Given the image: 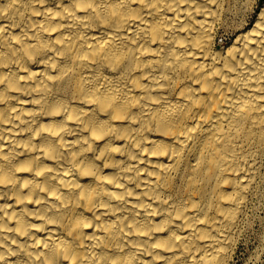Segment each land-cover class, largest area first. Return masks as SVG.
I'll return each mask as SVG.
<instances>
[{
	"label": "bare ground",
	"instance_id": "1",
	"mask_svg": "<svg viewBox=\"0 0 264 264\" xmlns=\"http://www.w3.org/2000/svg\"><path fill=\"white\" fill-rule=\"evenodd\" d=\"M235 4L0 0V264L234 262L264 201V2Z\"/></svg>",
	"mask_w": 264,
	"mask_h": 264
},
{
	"label": "rangeland",
	"instance_id": "2",
	"mask_svg": "<svg viewBox=\"0 0 264 264\" xmlns=\"http://www.w3.org/2000/svg\"><path fill=\"white\" fill-rule=\"evenodd\" d=\"M263 2L264 0H235V3H237L235 4L236 10H235V14L231 16V24L234 22L233 24H236V25H245V24L252 25L260 12ZM233 17H235L234 20H233ZM263 205H264V201H262L261 204H259L256 207V210L254 211L255 219H254L253 229L247 234V236L243 238V241L239 245L234 262L232 264H245L246 259L259 246L260 244L259 236L262 231V220L264 219V206Z\"/></svg>",
	"mask_w": 264,
	"mask_h": 264
}]
</instances>
